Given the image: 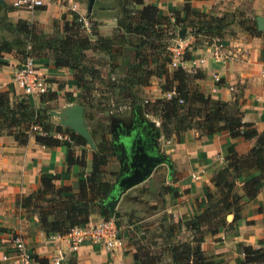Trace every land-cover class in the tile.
Here are the masks:
<instances>
[{
    "label": "crops",
    "instance_id": "0c3cea01",
    "mask_svg": "<svg viewBox=\"0 0 264 264\" xmlns=\"http://www.w3.org/2000/svg\"><path fill=\"white\" fill-rule=\"evenodd\" d=\"M14 1L1 0L0 3V44L19 37L24 39L21 35L14 36L13 29L9 28L14 27L17 22L32 26L33 35L41 32V35L49 37L55 33L57 22L61 23V27L64 22H68L69 13L72 12L66 13V8L77 6V14H81L83 10L81 3L72 0L52 2L43 0L42 6L31 11L12 8L11 3ZM147 3L157 9L160 17L158 21L161 24L169 22L172 25V11L181 14L185 3L201 12H209L213 17L227 14L234 16L237 21L244 20L254 24L252 28L255 32L248 33L233 23L220 38L212 37L208 43L202 44L195 43L190 29L186 28L181 40V54L177 60L179 68L184 72L193 74L189 73V70L195 68L194 71L201 74V79L196 81L200 92L211 99L236 104L242 112V121L252 124L258 134L262 133L264 28L258 30L256 23L258 19H264V0H148ZM87 15L92 16V20L97 23L96 29L99 33L107 36L117 28L120 11L111 0H99L95 14L92 15L90 12ZM35 27L39 28L38 32H35ZM173 27L172 29H176L177 32L181 29ZM60 31L61 29L59 34ZM27 40L36 47L35 38ZM50 43L48 42L47 49ZM30 44L25 46L29 47ZM216 46L221 55V63H215L211 59V53ZM17 47L18 45H15L10 52L0 53V93L8 97L9 103L29 98L32 106L36 108L40 98L46 100L53 94L54 99L45 101L42 105H50L51 110L55 112H64L77 104L72 101L80 92L73 78V71L65 67H55L50 54L35 56L32 59L36 74L46 84L44 94L26 96L15 87L11 73L21 64V60L15 54ZM214 77L219 78V81H213ZM153 79L150 80V85L155 83L159 86L160 81L155 77ZM138 88L153 90V87L139 85L128 88L126 95L129 103L141 98L140 93L135 90ZM65 94L70 95V100H66ZM141 107L130 105L127 110L111 113L105 123L104 135L99 132L100 127L97 128L96 122H92L82 108L83 123L94 145L93 150L86 146L74 147L71 150L73 157H79L81 152L84 154L82 173L79 172L78 165L70 161L68 150L62 145L51 149L45 148L37 144L31 135L24 145H19L13 136L0 133V264H14L9 243L11 236L20 237L32 257L46 259L48 262L60 254L62 256L60 264H133L134 249L127 240V235L119 234L120 227H116L121 242L120 248L107 251L86 242L71 252L63 238L42 232L37 224L36 214H27L19 206V199L39 187L43 177L53 176L55 186H67L75 190L78 180L91 169L92 151L101 146L103 141L107 142L108 152L112 154L103 172L106 181L112 182L111 176L119 172L118 157H122L123 154L114 143L124 139L127 133L141 132L142 142H148L149 137L154 138L157 149L166 157V162L156 166L143 182L120 195L112 216L116 222L127 219L130 213H135L144 206L148 207L150 212L145 219L161 213L164 219L175 222L182 216L193 215L199 204L204 201V188L212 189L210 179L213 172L222 167L223 150L230 146L237 154L242 155L254 144V139L232 141L226 132L213 134L209 138L198 137L195 125L181 131L177 138L172 136L166 140L159 131L157 119L145 114ZM138 110L145 119L142 123L137 120ZM57 121L59 123V119ZM156 132L159 134L158 138H155ZM55 137L60 139V135ZM238 215V219L229 229H223L217 235L204 236L200 244L203 253L220 255L224 264H240L242 255L236 250L237 245L264 247V182L253 200L243 201ZM89 218L93 222L104 219L96 207L91 209ZM181 234H184V238H179ZM187 238L188 233L182 231L173 238V242ZM164 261H168L167 258ZM32 264L36 263L33 261Z\"/></svg>",
    "mask_w": 264,
    "mask_h": 264
},
{
    "label": "trees",
    "instance_id": "16d2710c",
    "mask_svg": "<svg viewBox=\"0 0 264 264\" xmlns=\"http://www.w3.org/2000/svg\"><path fill=\"white\" fill-rule=\"evenodd\" d=\"M111 1L119 8L120 18L117 28L113 29L109 36H98L90 26L89 36L95 37L92 42L82 21L75 13H69L70 20L64 22L61 27L59 43L55 46L56 49L51 50L52 63L55 67H65L73 71V78L80 92L72 101L82 108L91 104L89 96L90 90L93 89L91 80L84 78L92 76L93 72L81 70L79 67L87 51L98 50L104 53L110 61L109 65H112L109 68L111 70L118 67L113 64V60L125 55L127 37L143 39L142 42L138 40L136 45L142 49L147 40L156 41L160 48V41L170 30L177 32L176 29H172L173 26L189 28L195 43L200 44L208 43L212 37L220 38L233 23L248 33L255 32L252 28L254 24L251 22L237 21L234 16L227 14L213 17L209 12H201L188 3L183 5L181 14L172 11L173 24L170 25L169 22L161 24L158 21L160 19L158 11L147 3L148 0ZM98 2L99 0H96L92 15L95 14ZM91 17L86 18L87 24L98 26L96 22H90ZM9 28L13 29L14 36L21 35L24 39L31 40L35 37V34H32V26L24 22H17L14 27ZM19 42L18 39L2 42L0 53L10 52L15 43ZM151 49L157 53L156 57L152 55L153 69L142 70L135 76L130 75L124 82L128 88L135 85L142 87L147 86L150 79L155 77L160 81L161 92L173 91L170 99L161 98L143 106L145 114L158 119L159 131L164 139L169 140L172 136L177 138L180 131L195 125L198 137L209 138L213 134L226 132L232 141L254 139V144L242 155L237 154L230 146L223 150L222 167L212 174L210 179L212 189L204 188V201L199 204L198 210L193 215L182 216L175 222L164 219L159 226L161 237H156L159 238L160 244L152 246L149 242L142 245L137 240L127 239L134 249L133 264H224L220 255L203 253L200 244L205 235H217L223 229H229L238 219L243 201L253 200L259 192L264 182V131L258 134L252 124L243 122L242 112L236 104L214 100L200 92L196 85V81L202 77L199 72L188 74L179 67L169 72L167 69L169 54L154 44ZM133 53L132 58L136 61V50ZM137 62L143 63L139 60ZM65 98L70 100V95L65 94ZM52 99L53 94L46 100L40 98V103ZM130 105L136 104L132 102ZM32 107L29 98L10 104L8 97L0 93V133L13 136L19 145H24L29 135L45 148L51 149L62 145L68 150L70 161L76 163L79 172L82 173L84 154L81 152L79 157H73L71 150L74 147L85 146L83 139L69 129L50 124L46 111L33 110ZM99 127L100 125H97V128ZM34 128H40L41 133L33 131ZM99 132L104 135L106 129L100 127ZM55 135H60V139ZM108 150L107 142L103 141L101 146L92 151L91 169L78 180L75 190L67 186H55L53 176L43 177L39 187L19 199L20 208L27 214H36L37 224L42 232L54 236H62L71 228L86 224L93 207H96L104 219H108L107 210L100 204L108 195L116 175L110 174L113 177L112 182L103 178L104 168L112 156ZM226 215L232 216L229 223L225 221ZM115 224L118 227L116 222ZM182 231L188 233L187 240L173 242V238ZM236 250L242 255L240 264H264V247L252 248L240 244L236 246ZM165 258L168 261H164ZM32 260L36 264H48L46 259L35 256Z\"/></svg>",
    "mask_w": 264,
    "mask_h": 264
},
{
    "label": "rangeland",
    "instance_id": "374dc122",
    "mask_svg": "<svg viewBox=\"0 0 264 264\" xmlns=\"http://www.w3.org/2000/svg\"><path fill=\"white\" fill-rule=\"evenodd\" d=\"M72 1L82 4L81 9L83 10L81 11V14L79 13L77 14V11H78L77 6L74 9L76 11H71L72 7L70 6L69 9L68 8L65 9V12L67 13L70 11L72 13H75L79 19H82L87 23L88 21H86L87 20L86 18L89 16L86 14V12H84L86 10L87 0H72ZM95 2L96 0H94L93 2L91 11L93 10ZM68 19L70 20V17ZM90 20H91L90 22H93L92 17ZM90 26L93 27V30L97 32L98 36H104L103 33H99L98 29H96L97 26L95 25L92 26V23L90 24L88 23L86 26L87 27L86 34L88 35L90 40H92V42L95 40V37L89 36L90 31L88 30V28H90ZM55 27L57 28V29L55 28V33L51 34L49 37L45 35L44 36L41 35L42 34L41 32L35 35L34 38H35V41L37 42L36 47L35 45L30 44V40L20 39L19 37L18 40L20 42L15 43V45H18L16 52H15L16 57H19L21 62H23L22 60H24L25 58L34 59L33 57L35 56L40 57L41 55L44 56L48 54H50L51 56L52 55L51 50L55 48V46H57V44L59 43V38L61 37L59 34V29H61V23L57 22V25ZM38 30L39 28H36L35 32H38ZM107 36H109V34ZM177 37H178V32L173 31L171 32L170 35L167 34L166 37H163L162 41H160V48L158 47L159 44L156 41L147 40L145 41V45L143 46L142 49H140L136 45H137L138 40L139 42H142L143 39H139L136 37H127L128 44L126 46L125 55H123L120 59L115 58L113 60V64L117 65L118 67L113 68L111 70L109 68L112 65H109L110 61L108 60V57L104 53L98 50L97 51L96 50L87 51V53H85L84 55V59L82 61L79 60L81 61L79 63V67L81 68V70L87 69L89 70V72L91 73L93 72L92 76L84 77L86 79L89 78L91 80L92 88H93L92 90H90V96H89L91 100V104L83 108L87 117L89 119H92V122H96L97 125L99 124L101 129H106L105 123L107 122L108 117L110 116L111 113H114L115 111H118V110L128 109V107L130 106V103L127 99L128 97L126 93L129 90L124 81L127 80L130 75L132 76L138 75L142 70H152L153 69L154 62L152 60H154V58L152 55L156 57L157 53L155 52V50L151 49L152 44H154V46L160 49L161 51L163 50L164 52L169 54L167 69L169 72L172 69H174L173 67H171V61H172L171 54L173 53H171V51L169 50L173 49V47L175 46L177 42ZM48 40L51 41V43L47 49L46 46L48 44ZM27 44H30L29 47L25 46ZM22 46L23 48H19ZM134 50H136V54H137L136 61H134V59L132 58L134 54L133 53ZM138 60L143 61V63L142 64L138 63L137 62ZM109 70L111 72H109ZM134 70H139V71L133 72ZM150 80H154V79L151 78ZM148 86L153 87V90L146 89V88L145 89L144 88L135 89L137 90L136 92L140 93L141 98L137 99L136 102L134 103L137 105V107L142 106L141 107L142 109L145 103L149 104L161 98L165 99L164 94L162 95L159 94L161 93L160 92L161 90L159 88L160 85L157 86V84L155 83L150 85L149 83V85L144 86V87H148ZM20 100L21 99L17 101H20ZM16 102H12L10 104H14ZM32 108L33 110L42 109L46 111V114L48 115L47 121L50 124L60 126L57 121L58 119L56 118L54 119V117L50 116L48 113L49 111H53L51 110L52 108L50 105H46V104L42 105V103H39V105L36 108L34 106ZM156 122L159 128L158 119L156 120ZM33 131H36L38 134L41 133L40 128H34ZM85 146L86 148H88L86 144ZM141 202L142 201H139V203ZM148 211H149L148 207L146 206H144V208L140 207L139 211L135 213H130V215L127 216V219L119 220L117 222L115 221L118 224L117 226L120 227L119 234L120 235L125 234L127 236L130 235L131 236L130 238L127 237L128 240H131V241L137 240L142 245H146L149 242L150 244H152V246H156L160 244L159 238H156V237H161L159 226L164 220L163 215L159 213L152 218L145 219V217H147V215L150 213ZM225 221L226 223L229 222L228 220H225ZM128 226H130V228H127ZM179 238H184V234L183 235L181 234Z\"/></svg>",
    "mask_w": 264,
    "mask_h": 264
},
{
    "label": "built area",
    "instance_id": "2783aa9c",
    "mask_svg": "<svg viewBox=\"0 0 264 264\" xmlns=\"http://www.w3.org/2000/svg\"><path fill=\"white\" fill-rule=\"evenodd\" d=\"M47 2H52L55 0H46ZM43 5V0H15L11 3L12 8H20L23 10L31 11L34 8ZM74 10V5L71 6ZM83 27L87 31V23L82 20ZM176 32V31H175ZM171 33H169L170 35ZM181 40L177 37V42L171 51V67H180L178 64V57L181 54ZM211 59L215 63H221V55L218 51V47H214V51L211 53ZM195 68L190 69L189 73H194ZM264 78V72L262 73ZM11 79L15 87H17L26 96H38L46 92V84L43 79L38 76L35 72L33 61L31 58H25L21 64L16 67L11 73ZM213 81L218 82L219 78L214 77ZM173 96V91H168L164 93L165 99H170ZM181 103V101H178ZM57 238H63L69 247L71 252L76 251V249L84 244L89 243L92 245H97L107 251H113L121 246L120 239L118 237V230L115 226V222L112 217L108 219H103L99 222H93L88 218L86 224L81 227L71 228L66 234L62 236H57ZM9 243L12 248V260L14 264H32V256L26 249L23 241L18 236H11L9 238ZM62 256L58 254L56 257L51 258L48 264H60Z\"/></svg>",
    "mask_w": 264,
    "mask_h": 264
},
{
    "label": "water",
    "instance_id": "95a60500",
    "mask_svg": "<svg viewBox=\"0 0 264 264\" xmlns=\"http://www.w3.org/2000/svg\"><path fill=\"white\" fill-rule=\"evenodd\" d=\"M94 0H88L86 12H91ZM1 3V0H0ZM257 29L264 28V19L257 20ZM185 29L178 31V38L184 37ZM50 116L59 119V125L65 127L83 139L86 145L93 150L94 145L83 123V109L79 104L72 105L68 110L58 113L49 111ZM137 120L142 123L145 121L141 117L140 111L137 112ZM143 134L133 131L127 133L126 137L119 142H115L114 146H118L123 156L118 157L119 172L110 186L107 197H104L100 204L107 210L109 217L113 216L114 207L120 198V195L131 187L143 182L153 171V169L166 162V157L157 149L154 138H148V142H142ZM158 132L155 138H158ZM231 216L226 215L225 220H230Z\"/></svg>",
    "mask_w": 264,
    "mask_h": 264
}]
</instances>
